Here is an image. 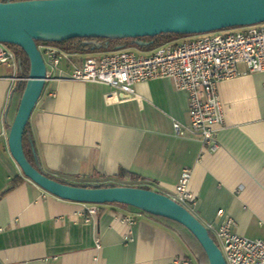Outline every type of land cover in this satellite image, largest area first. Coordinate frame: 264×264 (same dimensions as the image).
Wrapping results in <instances>:
<instances>
[{"label": "crops", "instance_id": "1", "mask_svg": "<svg viewBox=\"0 0 264 264\" xmlns=\"http://www.w3.org/2000/svg\"><path fill=\"white\" fill-rule=\"evenodd\" d=\"M102 54L68 53L57 79L45 83L25 132L42 170L74 184L112 181L171 197L188 169L203 224L218 227L223 210L235 221L234 233L264 239V74L219 83L225 122L213 150L174 135L173 121L189 124V106L170 79L137 85L138 101L107 103L112 88L68 78L73 64ZM18 60L21 66L25 59ZM11 76L0 66V130L8 134L18 105L12 92L19 83L5 79ZM122 171L140 180H117ZM44 192L24 176L0 137V264H199L183 233L166 222L144 213L130 225L123 219L137 209L105 204L86 224L83 203Z\"/></svg>", "mask_w": 264, "mask_h": 264}, {"label": "water", "instance_id": "2", "mask_svg": "<svg viewBox=\"0 0 264 264\" xmlns=\"http://www.w3.org/2000/svg\"><path fill=\"white\" fill-rule=\"evenodd\" d=\"M263 22L264 0H0V43L21 48L30 62L28 81L9 129L11 156L24 176L50 195L83 204H122L169 219L197 239L209 264H226L201 220L173 198L132 186L80 187L53 180L42 171L34 149L35 166L27 160L23 132L47 79L37 43L192 36ZM136 45L147 46L140 41Z\"/></svg>", "mask_w": 264, "mask_h": 264}, {"label": "built area", "instance_id": "3", "mask_svg": "<svg viewBox=\"0 0 264 264\" xmlns=\"http://www.w3.org/2000/svg\"><path fill=\"white\" fill-rule=\"evenodd\" d=\"M38 48L47 68V81L55 80L61 58L67 52L52 43H41ZM19 60L8 44L0 43V66L12 71L5 78L10 82L27 83L18 76ZM264 74V22L251 26L224 29L192 35L162 44L150 52L126 47L106 51L81 64H73L68 77L77 83H97L111 89L105 95L107 103L138 101L136 86L151 80L170 79L178 91L188 95L189 124L173 121L174 135L178 138L198 139L203 146L218 148L217 133L225 122L219 95V83L245 74ZM264 89V84H263ZM8 131L0 130V137L8 140ZM192 171L184 170L175 193L170 198L196 217V197L189 186ZM49 195L44 192V196ZM102 205L83 204L82 216L86 224L95 219ZM144 212L126 216L123 221L134 225ZM222 222L218 227L204 226L220 248L226 264H264V239H250L233 232L235 221L218 212ZM96 249L101 242L96 239Z\"/></svg>", "mask_w": 264, "mask_h": 264}, {"label": "trees", "instance_id": "4", "mask_svg": "<svg viewBox=\"0 0 264 264\" xmlns=\"http://www.w3.org/2000/svg\"><path fill=\"white\" fill-rule=\"evenodd\" d=\"M12 1H21V0H12ZM187 36H181L179 35H175V34H162L156 37H145V38H139V39H122V40H107V39H81V38H77V39H72V40H68V41H64V42H59V43H52L56 46H58L59 48H61V50L67 52V53H90V52H106V51H112L116 50L117 48H126V47H133L136 45L137 41L140 42H144L147 44V46H139L140 48L144 49V50H152L155 49L156 47L165 44V43H169L172 41H175L177 39L180 38H184ZM41 43H37V45H40ZM16 50V55L19 59V55H22L24 57V62L22 63V65L18 67V76H23V77H29V73H30V62L29 59L27 57V55L23 52V50L19 47H17ZM20 53V54H19ZM26 83H19V85L16 87V89L14 90V92H12V98L13 97H17L18 99V105H17V109L15 114L12 117V121L11 124L9 126V129L13 123V119L15 118L18 108L20 106V101L25 89ZM12 103V102H11ZM27 129V127H26ZM25 129V132H26ZM24 133V140H23V144H24V150H25V154L27 156V160H29L34 166H35V162H34V158L32 156V151L28 148V145L26 143L25 140V135L26 133ZM43 171V170H42ZM44 172V171H43ZM45 173V172H44ZM49 178L56 180L58 182H62L63 184H69V185H74V186H80V187H117V186H127V187H137V188H143V189H149L148 187L145 186H135V185H128V184H119L116 182H108V183H104V184H98V185H85V184H74V183H70L58 178H55L53 176H50L49 174L45 173ZM129 178L131 181H139V177H136L134 175H126V173L124 171L120 172L118 176H116L117 180L118 179H125V178ZM114 205H118V204H114ZM120 206H126V205H122L119 204ZM118 205V206H119ZM129 207V206H127ZM133 208V207H131ZM151 216V215H150ZM153 218L162 221V222H166L168 224H170L171 226H173L175 229L180 230L183 233V237L186 241V243L188 244V248H190V250L192 251V253L194 254V256L197 258L199 264H209L208 258L204 252V250L202 249L201 245L199 244V242L197 241V239L182 225H180L179 223H176L174 221H171L169 219L163 218V217H158V216H152Z\"/></svg>", "mask_w": 264, "mask_h": 264}, {"label": "rangeland", "instance_id": "5", "mask_svg": "<svg viewBox=\"0 0 264 264\" xmlns=\"http://www.w3.org/2000/svg\"><path fill=\"white\" fill-rule=\"evenodd\" d=\"M15 53H16V50H19V49H17V46H13V45H8ZM133 48H135L136 50H140V51H142V50H144V49H142V48H140L138 45H135V46H133Z\"/></svg>", "mask_w": 264, "mask_h": 264}]
</instances>
